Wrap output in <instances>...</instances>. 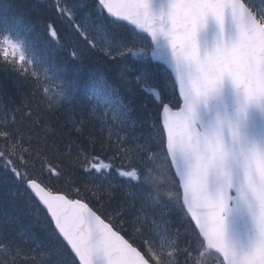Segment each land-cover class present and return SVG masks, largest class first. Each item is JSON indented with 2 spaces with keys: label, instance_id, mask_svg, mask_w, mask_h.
I'll use <instances>...</instances> for the list:
<instances>
[{
  "label": "snow or ice",
  "instance_id": "snow-or-ice-1",
  "mask_svg": "<svg viewBox=\"0 0 264 264\" xmlns=\"http://www.w3.org/2000/svg\"><path fill=\"white\" fill-rule=\"evenodd\" d=\"M0 74V264H264V0H0Z\"/></svg>",
  "mask_w": 264,
  "mask_h": 264
},
{
  "label": "trees",
  "instance_id": "trees-1",
  "mask_svg": "<svg viewBox=\"0 0 264 264\" xmlns=\"http://www.w3.org/2000/svg\"><path fill=\"white\" fill-rule=\"evenodd\" d=\"M23 1L25 2V0H9L10 3H13L14 5H21L23 4Z\"/></svg>",
  "mask_w": 264,
  "mask_h": 264
},
{
  "label": "rangeland",
  "instance_id": "rangeland-1",
  "mask_svg": "<svg viewBox=\"0 0 264 264\" xmlns=\"http://www.w3.org/2000/svg\"><path fill=\"white\" fill-rule=\"evenodd\" d=\"M25 90H27V87L25 88ZM159 179H160L161 181H163V180H165V179H169V178H168V177L161 176V177H159Z\"/></svg>",
  "mask_w": 264,
  "mask_h": 264
},
{
  "label": "bare ground",
  "instance_id": "bare-ground-1",
  "mask_svg": "<svg viewBox=\"0 0 264 264\" xmlns=\"http://www.w3.org/2000/svg\"><path fill=\"white\" fill-rule=\"evenodd\" d=\"M20 1V0H19Z\"/></svg>",
  "mask_w": 264,
  "mask_h": 264
}]
</instances>
